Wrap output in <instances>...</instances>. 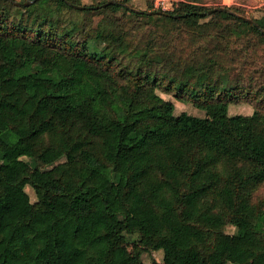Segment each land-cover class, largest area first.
<instances>
[{
  "label": "trees",
  "instance_id": "trees-1",
  "mask_svg": "<svg viewBox=\"0 0 264 264\" xmlns=\"http://www.w3.org/2000/svg\"><path fill=\"white\" fill-rule=\"evenodd\" d=\"M15 1L27 0H0V264H144L158 250L163 259L151 264H216L224 251L232 264H264V207L253 199L264 182V85L252 91L217 56L155 49V36L130 31L140 18L197 24L216 7L181 0L151 14L152 0L145 10L130 0ZM64 8L103 16L94 24L65 18ZM232 11L234 24L264 38L262 20ZM157 88L206 114H158ZM243 98L256 99L247 124L258 155L245 126L208 119L210 104ZM92 127L104 131L93 136ZM234 221L232 242L220 234Z\"/></svg>",
  "mask_w": 264,
  "mask_h": 264
},
{
  "label": "rangeland",
  "instance_id": "rangeland-1",
  "mask_svg": "<svg viewBox=\"0 0 264 264\" xmlns=\"http://www.w3.org/2000/svg\"><path fill=\"white\" fill-rule=\"evenodd\" d=\"M77 4L92 5L99 0H70ZM151 0H130V4L141 10L148 9ZM199 3L208 7H227L242 13L248 17L259 18L264 22V0H197ZM128 14L125 8H122L119 15ZM62 16L74 17L77 19L92 20L97 24L102 18L103 14L98 12H89L87 14H80L64 8L61 12ZM228 24V25H227ZM225 25L233 27L231 31L226 30V33H219ZM228 29V28H226ZM244 26H238L231 21L225 11L217 10L202 18L199 23L184 24L168 23L163 20H153L140 18L133 20L130 24V31L135 39H141L147 42L152 35L157 39L155 41V49H164L174 51L177 54L203 59L205 55L217 56L228 73L231 81H234L238 76L245 79L244 84H253L252 91H257V87L264 85V38L257 36L249 30H242ZM241 30V31H240ZM223 34V35H220ZM164 44V46L162 45ZM224 72L219 66L216 68L215 74ZM250 79L251 81H249ZM157 91L164 98V102L156 109L158 114L169 115L170 113H180L181 111H189L194 114L205 115L206 112L199 108L196 103L189 97L185 96L181 99L174 95L167 93L163 88H157ZM262 97H264V89H262ZM256 99L248 101L245 98L238 102L230 101L227 104L212 103L208 106V119L212 123L224 124L230 121L235 127H242L246 129L244 132V143L246 148L253 155H258L259 152L252 144L249 138V126L247 121L255 109ZM264 104V103H263ZM228 105V106H226ZM264 113V107L261 108ZM225 112L226 114H223ZM236 114H242L236 116ZM225 116V117H224ZM245 122V123H244ZM103 129L99 127H92L91 134L99 136L103 133ZM31 153L38 157L40 164L45 165V161L41 156L39 148H30ZM68 157H63L61 160H66ZM60 160V161H61ZM25 170L30 171L31 166L26 163ZM25 189L30 195L33 205L40 206V202L31 185H26ZM50 198H54L53 194H48ZM254 201L263 203L264 207V182L261 183L255 190ZM151 205L147 195H144L142 207L146 208ZM237 222H229L225 225L220 236L232 242L236 240ZM133 238V236H132ZM121 250L125 255H131L134 252L132 239L124 242ZM162 261V250L145 252L143 254L144 264H151L153 260ZM216 264H232L229 262L228 253L224 251ZM252 264H256L253 261Z\"/></svg>",
  "mask_w": 264,
  "mask_h": 264
},
{
  "label": "water",
  "instance_id": "water-1",
  "mask_svg": "<svg viewBox=\"0 0 264 264\" xmlns=\"http://www.w3.org/2000/svg\"><path fill=\"white\" fill-rule=\"evenodd\" d=\"M14 1V0H13ZM34 0H27L25 2H21V1H15V3L19 6H28L30 3H32ZM115 0H110L108 1V3L110 2H114ZM71 5H73L74 7H77V8H85L87 6L85 5H80V4H77V3H72L70 2ZM107 4V3H105ZM217 10H222V11H227V12H234L232 11L231 9L227 8V7H219V8H214L212 10H210V12H214V11H217ZM149 13L151 14H165L166 12L165 11H162V10H151L149 11ZM244 19H246L247 21L251 22V23H256L252 18L248 17V16H243Z\"/></svg>",
  "mask_w": 264,
  "mask_h": 264
},
{
  "label": "built area",
  "instance_id": "built-area-1",
  "mask_svg": "<svg viewBox=\"0 0 264 264\" xmlns=\"http://www.w3.org/2000/svg\"><path fill=\"white\" fill-rule=\"evenodd\" d=\"M179 1L181 0H152V5L154 10L167 11L172 9Z\"/></svg>",
  "mask_w": 264,
  "mask_h": 264
},
{
  "label": "crops",
  "instance_id": "crops-1",
  "mask_svg": "<svg viewBox=\"0 0 264 264\" xmlns=\"http://www.w3.org/2000/svg\"><path fill=\"white\" fill-rule=\"evenodd\" d=\"M226 106H228V105H226ZM223 114H226L225 112H222ZM240 115H242V114H236V116H240ZM225 117V116H224ZM245 117L247 118V117H250V115H245ZM245 121H247V120H245ZM245 123V122H244ZM202 135V138H203V140H205L206 142H210V138L209 137H206V136H203V134H201Z\"/></svg>",
  "mask_w": 264,
  "mask_h": 264
}]
</instances>
